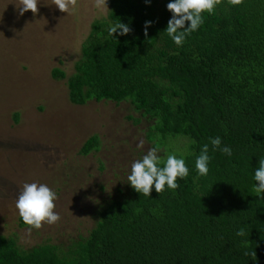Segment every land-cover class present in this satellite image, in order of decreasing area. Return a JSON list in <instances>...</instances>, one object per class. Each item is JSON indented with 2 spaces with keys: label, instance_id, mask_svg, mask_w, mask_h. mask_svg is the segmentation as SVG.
<instances>
[{
  "label": "trees",
  "instance_id": "obj_1",
  "mask_svg": "<svg viewBox=\"0 0 264 264\" xmlns=\"http://www.w3.org/2000/svg\"><path fill=\"white\" fill-rule=\"evenodd\" d=\"M169 2L109 0L107 18L92 22L67 87L74 104L128 103L138 114L129 118L146 123L162 160L183 158L188 177L175 190L153 188L151 196L127 181L99 205L88 234L66 244L24 248L15 236L0 235V264H264V197L254 180L264 158V0L238 6L223 0L182 46L165 31ZM118 21L132 31L109 36ZM145 21L153 22L147 36ZM52 74L66 77L59 68ZM217 136L231 156L213 151L210 138ZM205 144L211 160L201 176L195 160ZM99 147L94 134L80 151ZM19 225L28 226L20 216ZM241 228L245 235H236Z\"/></svg>",
  "mask_w": 264,
  "mask_h": 264
},
{
  "label": "rangeland",
  "instance_id": "obj_2",
  "mask_svg": "<svg viewBox=\"0 0 264 264\" xmlns=\"http://www.w3.org/2000/svg\"><path fill=\"white\" fill-rule=\"evenodd\" d=\"M19 0H0V235L15 236L29 248L43 242L66 244L85 236L96 223L99 205L124 188L131 164L152 148L146 123L128 103L69 100L67 77L81 56L83 41L108 9L94 0H77L70 13L52 0L39 12L19 15ZM66 73L53 76V69ZM19 114L18 121L15 114ZM97 134L100 147H81ZM144 146L138 147L140 140ZM160 157L162 149H159ZM44 183L56 191L59 223L33 229L19 225L16 200L24 183Z\"/></svg>",
  "mask_w": 264,
  "mask_h": 264
},
{
  "label": "clouds",
  "instance_id": "obj_3",
  "mask_svg": "<svg viewBox=\"0 0 264 264\" xmlns=\"http://www.w3.org/2000/svg\"><path fill=\"white\" fill-rule=\"evenodd\" d=\"M150 3V0H145ZM223 0H170L167 9L172 13L167 22L165 29L167 35L171 37L177 46H182L186 38L193 32L197 31L204 23V13L209 15L215 14L218 5ZM229 5L238 6L244 3V0H227ZM40 0H19L18 12L23 15L31 10L33 15L39 12L38 5ZM61 12L70 13L77 7V0H52ZM94 7L99 10L108 9L107 0H94ZM190 22L188 26H185ZM152 21H145L144 35L147 36L148 27ZM119 29V35H127L132 29L128 24L116 22L108 28L109 36H113ZM213 151L220 150L222 153L231 156L232 149L228 146L221 148V138L219 136L210 138ZM138 147L144 146V140H140ZM159 153V146L150 148L142 159H137L131 164L130 174L127 177L128 182L138 193L144 196H151L154 188L157 193H162L167 189L175 190L179 187L178 179H185L189 175V168L186 166L183 158H177L174 154H169L166 160H162ZM209 145L205 144L200 154L195 160V168L201 176L209 173ZM163 165V166H161ZM255 193L257 196L264 197V158L259 159L258 167L254 172ZM58 199L56 191L47 184L32 182L24 183L20 194L16 200V208L23 222L29 226L28 234L33 229H41L44 224L52 225L59 223L61 217L55 211V201ZM238 236H244L245 230L239 229L236 233ZM247 254V253H246ZM256 257V252L251 253Z\"/></svg>",
  "mask_w": 264,
  "mask_h": 264
}]
</instances>
